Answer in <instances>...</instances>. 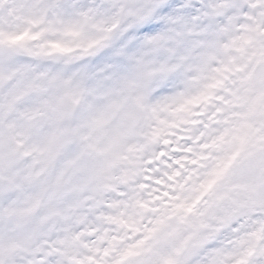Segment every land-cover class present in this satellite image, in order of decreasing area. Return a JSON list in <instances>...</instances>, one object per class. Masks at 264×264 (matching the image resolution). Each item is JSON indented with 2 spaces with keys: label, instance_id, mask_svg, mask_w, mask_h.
Listing matches in <instances>:
<instances>
[{
  "label": "clouds",
  "instance_id": "1",
  "mask_svg": "<svg viewBox=\"0 0 264 264\" xmlns=\"http://www.w3.org/2000/svg\"><path fill=\"white\" fill-rule=\"evenodd\" d=\"M0 31L31 49L0 60V264H264V0H0Z\"/></svg>",
  "mask_w": 264,
  "mask_h": 264
},
{
  "label": "snow or ice",
  "instance_id": "2",
  "mask_svg": "<svg viewBox=\"0 0 264 264\" xmlns=\"http://www.w3.org/2000/svg\"><path fill=\"white\" fill-rule=\"evenodd\" d=\"M23 37L16 36L12 33H6L0 31V60H2L5 57H10L15 51L24 48L26 51H31V49L26 48L22 43H18L19 41H22ZM57 46L58 45H54ZM257 64L264 63V53H257ZM20 71L27 72L28 67L25 66L24 68L20 69ZM264 71V70H262ZM16 73L15 71L4 74L0 73V81L5 79H11L12 76H14ZM261 72H250L248 75V79H251L253 75L259 76ZM46 74H40L39 77L36 78L35 81L31 83V87L40 89L43 87L42 81L46 79ZM190 150V149H189ZM178 162V161H177ZM195 162V161H193ZM231 160L223 161L221 166L217 169V171L214 173V178L209 180L207 184L204 186L206 189L211 188L213 184L216 183V180L219 179L223 173L228 169V167L231 165ZM195 205H189L187 207L188 212H192L194 210ZM131 253H129L130 255ZM248 252L241 248L238 252L233 253H224L222 250H213L209 253L208 257V264H217V258L218 257H224V256H232L235 257V259L232 261V264H248V261L246 259Z\"/></svg>",
  "mask_w": 264,
  "mask_h": 264
}]
</instances>
